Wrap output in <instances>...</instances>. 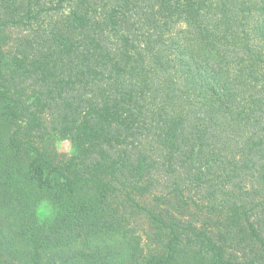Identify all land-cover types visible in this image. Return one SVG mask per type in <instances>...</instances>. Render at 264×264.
Returning a JSON list of instances; mask_svg holds the SVG:
<instances>
[{"label":"trees","instance_id":"obj_1","mask_svg":"<svg viewBox=\"0 0 264 264\" xmlns=\"http://www.w3.org/2000/svg\"><path fill=\"white\" fill-rule=\"evenodd\" d=\"M0 264H264V0H0Z\"/></svg>","mask_w":264,"mask_h":264},{"label":"rangeland","instance_id":"obj_2","mask_svg":"<svg viewBox=\"0 0 264 264\" xmlns=\"http://www.w3.org/2000/svg\"><path fill=\"white\" fill-rule=\"evenodd\" d=\"M57 148L62 153H70L71 152V144L68 141H61L57 143Z\"/></svg>","mask_w":264,"mask_h":264}]
</instances>
